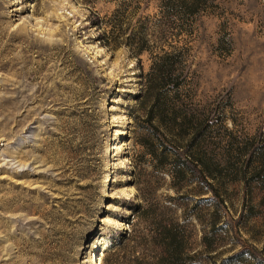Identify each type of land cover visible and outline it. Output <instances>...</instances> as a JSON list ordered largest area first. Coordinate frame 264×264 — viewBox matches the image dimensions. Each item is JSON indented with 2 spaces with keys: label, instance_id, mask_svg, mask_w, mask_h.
Here are the masks:
<instances>
[{
  "label": "rangeland",
  "instance_id": "1",
  "mask_svg": "<svg viewBox=\"0 0 264 264\" xmlns=\"http://www.w3.org/2000/svg\"><path fill=\"white\" fill-rule=\"evenodd\" d=\"M164 230L264 264V0H0V264H158Z\"/></svg>",
  "mask_w": 264,
  "mask_h": 264
},
{
  "label": "trees",
  "instance_id": "2",
  "mask_svg": "<svg viewBox=\"0 0 264 264\" xmlns=\"http://www.w3.org/2000/svg\"><path fill=\"white\" fill-rule=\"evenodd\" d=\"M97 20H98V18H97ZM96 24H97V26H99L98 21H96ZM101 38L102 39L104 38L106 40L105 41L103 39L106 42V44H107V42L109 43V41H107L109 39L107 38L106 33H102L101 34ZM170 69H171L170 66L165 67L164 64L159 65L157 67L156 71L154 72L155 73L154 74L155 78H153V80L149 79L148 86H146V89H147L146 91H149L152 88H154L152 86V84L156 80L158 81L159 84H163L167 74L171 73ZM150 111L151 110H149V120L153 121L154 118L156 117V125H155V127L157 129H160L159 126L161 124V121H162L163 118H165L164 111H160V112L156 113L155 115L150 113ZM176 121H177V115L176 114H172V116L169 118V122L172 125H175V124H177ZM186 123H187L188 126H190V128L192 130H194L193 131L194 132L193 133L194 136L196 135V133H199L200 123H199V121H197V119H195V121H194V119L190 118V120L187 121ZM175 144L177 145L178 143H175ZM153 145H154L153 143L152 144H147L146 143L145 147H146L147 153L152 157V159H155L158 163H161L164 166H165V164H169L167 166V168H168L167 172L169 173L171 178L172 179L181 180L183 178L186 170L189 169V166L188 165H184V166L182 165V167H181L180 165H177L176 162H174V161H170V162L167 163V161H166L167 160V155H166L167 152L165 150L157 152L155 147H153ZM177 155H178L179 158H181L179 153H177ZM186 156L190 159L191 162H195V164H196L195 165V169L197 171H200L201 173H203L205 177L208 176L207 173H205V169H204L205 165H204V163H202L203 166L201 165V163H200V165H198L199 161L198 162L194 161V159H192L191 155H189V154H187ZM206 172H208V174H209V171H206ZM202 192L204 193V192H207V191H202ZM165 230L162 231V232L166 233ZM166 240H167V245H160V250H161L160 253L163 255V253L167 252L168 258L167 259H163V257H162L161 261L158 264H187L186 262H182L179 259V255L182 253V245H179V242H178V239H177V236L175 235V233L171 232V231L167 232L166 233Z\"/></svg>",
  "mask_w": 264,
  "mask_h": 264
},
{
  "label": "bare ground",
  "instance_id": "3",
  "mask_svg": "<svg viewBox=\"0 0 264 264\" xmlns=\"http://www.w3.org/2000/svg\"><path fill=\"white\" fill-rule=\"evenodd\" d=\"M112 147V146H111Z\"/></svg>",
  "mask_w": 264,
  "mask_h": 264
}]
</instances>
